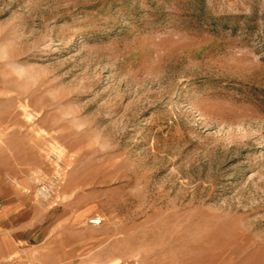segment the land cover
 Wrapping results in <instances>:
<instances>
[{"label": "rangeland", "instance_id": "rangeland-1", "mask_svg": "<svg viewBox=\"0 0 264 264\" xmlns=\"http://www.w3.org/2000/svg\"><path fill=\"white\" fill-rule=\"evenodd\" d=\"M0 158L93 258L264 264V0H0Z\"/></svg>", "mask_w": 264, "mask_h": 264}, {"label": "crops", "instance_id": "crops-1", "mask_svg": "<svg viewBox=\"0 0 264 264\" xmlns=\"http://www.w3.org/2000/svg\"><path fill=\"white\" fill-rule=\"evenodd\" d=\"M84 220L41 204L28 175L0 158V264H119L92 257L107 237Z\"/></svg>", "mask_w": 264, "mask_h": 264}, {"label": "built area", "instance_id": "built-area-1", "mask_svg": "<svg viewBox=\"0 0 264 264\" xmlns=\"http://www.w3.org/2000/svg\"><path fill=\"white\" fill-rule=\"evenodd\" d=\"M61 179L60 172L56 171L52 174H47L43 171H36L30 178V183L34 187V194L37 200L48 206L56 198L57 188ZM91 225H100L102 223L101 218L89 219Z\"/></svg>", "mask_w": 264, "mask_h": 264}, {"label": "bare ground", "instance_id": "bare-ground-1", "mask_svg": "<svg viewBox=\"0 0 264 264\" xmlns=\"http://www.w3.org/2000/svg\"><path fill=\"white\" fill-rule=\"evenodd\" d=\"M207 106V105H206Z\"/></svg>", "mask_w": 264, "mask_h": 264}]
</instances>
